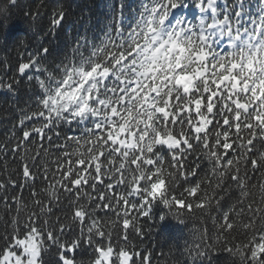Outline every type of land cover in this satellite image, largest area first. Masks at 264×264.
Listing matches in <instances>:
<instances>
[{
    "label": "snow or ice",
    "instance_id": "1",
    "mask_svg": "<svg viewBox=\"0 0 264 264\" xmlns=\"http://www.w3.org/2000/svg\"><path fill=\"white\" fill-rule=\"evenodd\" d=\"M123 8L99 44L77 42L54 69L42 63L47 48L18 65L39 93L10 149L22 184L9 174L0 190L27 187L32 199H11L0 264H150L130 235L143 237L156 203L205 225L187 249L193 264L214 252L264 264V0L254 10L248 0H141L127 25ZM65 16L55 12L50 31ZM63 125L79 134L61 142Z\"/></svg>",
    "mask_w": 264,
    "mask_h": 264
},
{
    "label": "trees",
    "instance_id": "2",
    "mask_svg": "<svg viewBox=\"0 0 264 264\" xmlns=\"http://www.w3.org/2000/svg\"><path fill=\"white\" fill-rule=\"evenodd\" d=\"M248 2L254 10L256 0ZM121 3L124 5L123 15L127 25L137 16L141 0H17L15 6L8 0H0V81H19L14 83L12 92L0 90V180L6 181L8 175L12 174L17 183L22 184L16 176L20 162L10 149L22 135L18 123L20 117L25 111L35 110L39 93L34 80L29 82L26 76L19 75L18 65L28 62L38 50L47 48L49 51L42 63L51 70L74 55L77 42L84 44L86 39L89 46L99 44L113 22L114 14L118 15ZM61 9L66 14L65 20L52 32L51 17ZM188 10L193 14V9ZM185 11L187 10H177V14ZM29 74H35L34 70ZM27 123L30 127L34 121ZM58 131L61 133V142L66 135L79 134L77 128L67 125L61 126ZM53 140L55 142V136ZM261 175L260 172L250 170V183H259ZM42 186L43 181L37 180L36 190L39 191ZM236 195L235 191L225 193L221 208L214 210L212 215L219 218L234 202ZM14 196H22L28 203L32 199L27 187L9 186L6 190H0V235L4 233L13 214L11 199ZM66 210V200L53 205L52 219L55 220L57 216L63 219ZM151 216L152 219L144 218L141 221L142 238L130 235L141 253L149 255L150 264H193L187 249L194 243V229L203 228L205 225L193 219H187L184 224H180L169 209L160 203L154 204ZM161 216L165 217L163 221L160 220ZM206 226L210 232L213 230L210 220H207ZM2 245L3 241H0V247ZM79 258L86 260L87 253H81ZM210 264L238 262L227 253L214 252Z\"/></svg>",
    "mask_w": 264,
    "mask_h": 264
},
{
    "label": "rangeland",
    "instance_id": "3",
    "mask_svg": "<svg viewBox=\"0 0 264 264\" xmlns=\"http://www.w3.org/2000/svg\"><path fill=\"white\" fill-rule=\"evenodd\" d=\"M182 14L185 15V16H187V17H192L194 15V11H193V14H191L189 10L185 11Z\"/></svg>",
    "mask_w": 264,
    "mask_h": 264
}]
</instances>
